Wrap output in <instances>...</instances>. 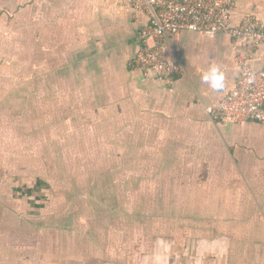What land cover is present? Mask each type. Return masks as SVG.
<instances>
[{"label": "crops", "instance_id": "obj_1", "mask_svg": "<svg viewBox=\"0 0 264 264\" xmlns=\"http://www.w3.org/2000/svg\"><path fill=\"white\" fill-rule=\"evenodd\" d=\"M233 2L264 29V0ZM147 21L129 0H0V264H264V125L217 114L242 41L169 37L168 85L133 68Z\"/></svg>", "mask_w": 264, "mask_h": 264}, {"label": "built area", "instance_id": "obj_2", "mask_svg": "<svg viewBox=\"0 0 264 264\" xmlns=\"http://www.w3.org/2000/svg\"><path fill=\"white\" fill-rule=\"evenodd\" d=\"M131 7L147 17L137 32L138 53L133 68L145 79L154 78L170 85L180 72L179 64L167 60L163 43L182 31L208 37L227 35L242 41L243 54L237 59L239 74L233 89L217 108L219 117L233 123L255 122L264 125V70L249 66L253 52L264 44V29L253 16L231 23L233 0H129ZM214 115L213 109H207ZM216 117V116H214Z\"/></svg>", "mask_w": 264, "mask_h": 264}, {"label": "clouds", "instance_id": "obj_3", "mask_svg": "<svg viewBox=\"0 0 264 264\" xmlns=\"http://www.w3.org/2000/svg\"><path fill=\"white\" fill-rule=\"evenodd\" d=\"M201 80L208 84L213 91H222L225 88V77L218 65H212L204 72Z\"/></svg>", "mask_w": 264, "mask_h": 264}]
</instances>
